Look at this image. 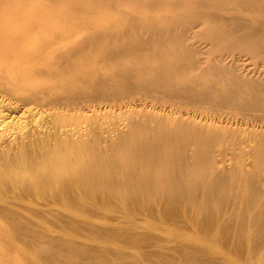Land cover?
<instances>
[{
    "label": "bare ground",
    "instance_id": "1",
    "mask_svg": "<svg viewBox=\"0 0 264 264\" xmlns=\"http://www.w3.org/2000/svg\"><path fill=\"white\" fill-rule=\"evenodd\" d=\"M263 14L257 20H264ZM124 33L123 28L95 31L94 48L86 44L90 40L57 44L62 38H55L24 59L13 49L26 34L0 23V59L11 60L0 64V97L6 103L0 102V205L21 204L28 195L42 205H70L95 215V205L101 204L121 203L136 211L142 205H163L161 214L177 224L183 214L178 205H205L192 224L216 229L226 242L236 241V257L264 264V60L261 67H244L228 79L220 75L228 68L219 65L215 76L205 80L191 76L195 69L188 64L194 63L187 48L158 47L153 34L125 38ZM258 52L264 53V44ZM143 95L171 104V112L180 115L175 124L190 126L184 137L173 129L165 140L135 138L122 145V135L117 146L111 145L114 153L122 145L115 158L82 140L62 139L65 121L81 112L95 113L101 101L135 104ZM3 107L27 108L23 112L29 109L32 116L33 110L50 111L52 120L38 127L21 117L9 119L12 114L3 113ZM163 162L167 167L162 168ZM3 214L10 218L9 212ZM54 214L77 227L71 213ZM11 220L13 232L30 248L48 252L50 262L61 254L75 257L78 264H116L111 253L117 264H138L124 260L126 251L46 233L37 237L17 216ZM87 226L94 234L137 246L155 237L126 227ZM175 248L194 264H229L211 248L181 243ZM147 252L152 259L164 255Z\"/></svg>",
    "mask_w": 264,
    "mask_h": 264
},
{
    "label": "rangeland",
    "instance_id": "2",
    "mask_svg": "<svg viewBox=\"0 0 264 264\" xmlns=\"http://www.w3.org/2000/svg\"><path fill=\"white\" fill-rule=\"evenodd\" d=\"M263 10L264 0H0V23L9 22L17 31L26 34L25 40H20L13 49L14 52L19 50L24 59L39 54L45 47L44 43L55 38H62L57 44L69 43L68 40H71L79 45L83 44L82 41L90 40L91 43L86 44L94 48L98 35L92 33L99 30L123 28L126 30L125 35L122 34L125 38H141L153 34L152 37L157 39L153 43L158 47L169 46L175 50L187 48L194 63L188 64L195 69L191 76L209 80L215 76L214 70L219 65L229 69L220 74L226 79L238 74L244 67L249 70L256 65L261 67L259 63L264 60V53L258 50L264 44V24L260 23L264 20H257L256 17H260ZM246 33L250 35L244 40L241 36ZM168 40H171L168 44L163 42ZM9 62L11 60L7 57L0 59V64L6 65ZM140 98L135 104L101 101V109L95 113L81 112L75 118L65 121L61 128L62 139L82 140L94 148L100 147L109 157L115 158L122 145L132 139L165 140L174 130L183 135L189 129L187 124H175L174 118L180 115L171 112L170 103L158 102L148 95ZM24 109L13 107L9 110L3 107V113L12 114L9 119L13 116L16 119L21 117V120L31 125L37 123L38 127L52 120L50 111L40 110L39 114L33 110L32 116L28 113L29 109L23 112ZM34 111L38 113L35 119ZM153 114L156 116L153 117ZM120 137V144H123L114 153L111 145L117 146ZM229 161L226 163H233V160ZM165 167L163 162L162 168ZM199 200L202 201L201 198ZM23 201L17 205H0V264H78L75 257L61 254L58 259L50 262L47 259L48 252L27 246L13 232L15 222L11 220V215L17 216L37 237L46 233L84 245L119 249L128 253L125 261L135 259L138 264H194L185 260L182 252L175 250L179 243L211 248L215 256H225L229 264H251L242 257H236L233 250L236 241H227L228 244H225L226 240L219 238L216 229L199 228L192 224L201 215L205 205H178L183 214L182 224H177L161 214L163 205H152V209H145L146 205H142L136 211L121 203L101 204L95 205L99 211L95 215L70 205H42L31 195ZM59 210L71 213L78 223L77 227L69 226L66 220L57 217L54 212ZM2 211L9 212L10 218L5 217ZM91 224L131 228L140 233H154L155 237L143 240L144 246H137L105 234H94L87 226ZM204 231H209L207 236L203 235ZM147 251H159L164 255L152 259L145 254ZM107 255L117 264L118 260L113 254Z\"/></svg>",
    "mask_w": 264,
    "mask_h": 264
}]
</instances>
